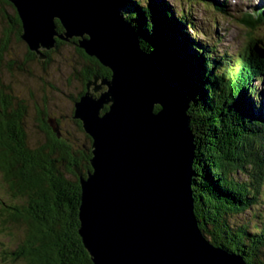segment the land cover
Instances as JSON below:
<instances>
[{"label": "water", "instance_id": "water-1", "mask_svg": "<svg viewBox=\"0 0 264 264\" xmlns=\"http://www.w3.org/2000/svg\"><path fill=\"white\" fill-rule=\"evenodd\" d=\"M10 2L37 59L59 41L74 44L83 61L70 117L90 153L89 168L76 172L78 234L92 263L248 264L198 225L188 91L146 49L119 1ZM48 123L61 137L55 119Z\"/></svg>", "mask_w": 264, "mask_h": 264}, {"label": "trees", "instance_id": "trees-1", "mask_svg": "<svg viewBox=\"0 0 264 264\" xmlns=\"http://www.w3.org/2000/svg\"><path fill=\"white\" fill-rule=\"evenodd\" d=\"M118 1L146 49L154 51L188 91L196 144L192 190L200 229L214 245L240 254L248 264H264V213L256 211L264 201V117L252 92L254 75L264 78V41L251 35L235 57L236 65L220 68L222 62L196 51L206 43L188 38L187 18L177 23L166 1ZM0 3L13 11L0 44L1 71L8 35L14 33L21 41V26L10 0ZM241 21L252 30L261 25L248 17ZM45 53L41 63L50 59V51ZM36 58L27 50L18 67ZM14 63L9 60L4 68L11 70ZM40 115L36 127L44 139L31 144L26 105L0 78V237L5 239L0 241V257L13 264H93L78 234L76 170L85 173L89 168L88 141L57 137L48 118ZM55 124L59 126L58 119ZM249 209L254 211L251 218L241 217Z\"/></svg>", "mask_w": 264, "mask_h": 264}, {"label": "rangeland", "instance_id": "rangeland-1", "mask_svg": "<svg viewBox=\"0 0 264 264\" xmlns=\"http://www.w3.org/2000/svg\"><path fill=\"white\" fill-rule=\"evenodd\" d=\"M163 1H166L172 10H174V15L178 12L183 16L193 18V27L195 29H188V32L199 45L205 46V42L208 41L212 45L218 37L221 41L215 50L220 54L226 53L227 55H231L229 67L233 68L236 65L237 61L235 62L234 59H237L235 57L238 56L242 48L247 47L249 36L255 37L257 35L261 40L264 39L263 25L254 30L256 34L254 32L252 34L249 32L250 28L243 25L240 21L241 15L248 10L254 9L256 12L261 9L264 14V0H251V5L236 9H234L235 4H231L230 8L234 10L231 11L229 9V13L233 17L215 13V10L211 7L210 10L207 4L201 1L198 2V0ZM207 1L209 3L213 2L212 0ZM9 14H13L11 7L5 3H0V44L4 41L7 29H9L7 19V15ZM183 20L184 18H182ZM194 23L196 26H194ZM196 31H198V35L195 39L194 32ZM8 36L7 50L2 53L0 78H2L5 84L12 86L14 94L26 105L27 130L30 132H27L29 135L28 142L36 144L44 139L43 132L36 127V117L37 115L39 116L40 112L42 118H48L49 121L51 119H58L59 126H57L61 132V136L68 135L72 139H77L78 143L85 142L83 135L77 131L76 124L70 117L73 101L83 88L79 76L76 74L80 70L83 61L77 54L74 48L75 45H59L50 51V59L46 63H41L36 58L31 62H24L21 68H19L18 66L25 58L27 46L22 40H17L14 33ZM9 60L15 62L11 70L4 68L5 63ZM217 66L222 68L224 64H217ZM259 76L260 74L257 73L253 77V88L255 87V89H252V92L253 97L262 103L264 113V78L259 79ZM71 134L72 136H70ZM256 167H259V165ZM238 177L240 178L239 175ZM256 209L257 213H264L263 200L259 202ZM253 212L249 209L241 217L249 219ZM1 240H5L3 236L0 237ZM2 259L0 257V264H13L4 262Z\"/></svg>", "mask_w": 264, "mask_h": 264}, {"label": "bare ground", "instance_id": "bare-ground-1", "mask_svg": "<svg viewBox=\"0 0 264 264\" xmlns=\"http://www.w3.org/2000/svg\"><path fill=\"white\" fill-rule=\"evenodd\" d=\"M232 4H235L234 2H232ZM191 29H195V28H191ZM195 31V30H194ZM192 40H193V36H192ZM262 41H264V39L262 40ZM261 105V107H262V104H260ZM193 209H194V198H193ZM195 218H196V216H195ZM197 220V219H196Z\"/></svg>", "mask_w": 264, "mask_h": 264}, {"label": "flooded vegetation", "instance_id": "flooded-vegetation-1", "mask_svg": "<svg viewBox=\"0 0 264 264\" xmlns=\"http://www.w3.org/2000/svg\"><path fill=\"white\" fill-rule=\"evenodd\" d=\"M57 119H55V122H56ZM61 134V133H60Z\"/></svg>", "mask_w": 264, "mask_h": 264}]
</instances>
